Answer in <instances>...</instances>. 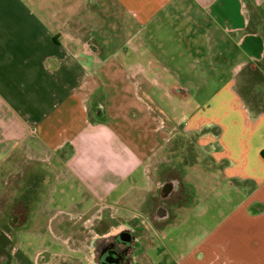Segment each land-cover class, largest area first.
<instances>
[{
    "label": "crops",
    "instance_id": "0c3cea01",
    "mask_svg": "<svg viewBox=\"0 0 264 264\" xmlns=\"http://www.w3.org/2000/svg\"><path fill=\"white\" fill-rule=\"evenodd\" d=\"M73 1L0 0V181L6 167H22L16 158L24 153L34 163L31 167L45 161L52 169L49 193L32 202L40 213L57 183L66 179L76 187L66 205H61L64 195H60L54 214L42 226L30 229L49 233L51 242L24 250L10 226L9 237L6 234L10 247L7 256L0 255V264H96L92 245L63 232L69 227L68 216L95 210L103 219L106 209L116 216L117 224L138 228L129 264H264V111L248 107L236 92L239 73L263 65L264 0H118L126 19L130 18L126 26L130 43L148 58L146 64L134 63L124 71L119 54L107 53L94 21L71 11ZM81 4H99L110 16L108 0H82ZM164 17L172 19L168 21L174 28L187 29L194 35L195 47L215 60L205 64L193 60V79L170 75L172 65L148 57L154 53L138 40L141 29L149 23L158 28ZM233 55L230 92L232 100L241 104L242 121L236 122L239 132H244L241 142L234 125L205 128V117L201 119L199 113H207L211 105L190 111L186 121L174 112L175 104L185 107L193 98L191 86L207 84V72L229 64ZM94 96L102 106L111 103L107 111L118 109L124 114H111L105 107L101 114L95 112L87 105ZM216 110L227 112L219 105L212 111ZM144 120H161L162 126L148 128ZM165 135L196 138L205 152L204 167H218L221 175L216 182L242 196L227 219L171 262L154 260L150 253L155 248L154 234L170 223L160 224L159 230L149 217L144 224L135 222L143 208L150 209L160 186L150 165ZM178 144L172 151H180ZM117 224L106 230L117 232Z\"/></svg>",
    "mask_w": 264,
    "mask_h": 264
},
{
    "label": "rangeland",
    "instance_id": "374dc122",
    "mask_svg": "<svg viewBox=\"0 0 264 264\" xmlns=\"http://www.w3.org/2000/svg\"><path fill=\"white\" fill-rule=\"evenodd\" d=\"M108 1L111 5L110 16H107V12L99 4H89V6L84 7L81 4L82 0H74L69 6L75 15H82L86 19L94 21L101 40L106 44L107 53L116 51L119 57L122 58L120 60L122 63L121 71L126 70L134 63L146 64L148 58H143L135 52L134 45L128 39L126 26L130 18L126 19L125 8L118 0ZM69 6L67 7L68 10ZM168 20L172 19L164 17L159 21L160 26L155 29L151 23L147 24L144 30L141 29L142 32L138 40H144L146 47L154 53L149 54L148 50H145L149 54L148 57L152 58L154 55V57L172 65L174 70L170 75L176 74L184 79H193L191 77L193 71L190 70V64L193 63V60L196 58L202 59L203 64L215 60L214 58L212 60V57L207 55L204 49L199 48L198 50L195 47L194 35L187 34V29H176L173 23ZM174 30L179 33H174ZM170 32L174 34L168 36ZM136 43H138L137 39L134 40V44ZM218 58L221 61L223 60L222 56ZM234 60L235 56L233 55L227 65L217 61L221 66H213L214 69L209 66V69L211 67L213 70L207 72L209 73L207 84L200 85L199 83L197 87L196 84L191 86L193 98L185 107L175 104L174 112L180 119L183 118L186 121L190 111H202L205 106L211 105V110L207 113H199L201 119L205 117L203 119L205 128H222L218 123L223 125L225 123L231 125V127L235 126L236 139L241 142L244 139V132L241 131L240 133V125L236 124L237 121H242L241 111L238 108L241 104L239 100H232L230 92L233 79L231 66ZM196 81L200 82L201 79L198 78ZM236 92L242 95L248 107L257 112L264 111V63L260 69L252 70L247 67L239 73L236 77ZM217 93L219 94L217 95ZM95 98L96 96L88 99L87 105L92 106ZM221 98L224 100L218 103ZM104 105L106 112L124 114V111L118 109L107 111L108 106L111 105L109 101ZM217 105L224 107L227 112L220 114L217 110L212 111L216 109ZM144 121L148 128H151L152 124L162 126L161 120L155 122L152 120ZM162 142V149L151 158V169L156 170L157 178L161 181L167 175L180 177L181 182H184L183 193L186 192V196L177 199V203L175 201L170 204L172 216L164 222L170 224H167L159 235L154 234L152 239L155 242V248L151 249L150 253L154 260L162 258L165 262H171L172 257L188 251L192 244L207 236L210 230L227 219L232 209L241 201L242 196L237 192V189L225 187L223 182H216L219 175H221L218 167H213L214 170L204 167L205 152L197 143L196 138L186 135L180 138H170L169 135H165ZM176 143L180 144V151L178 149L172 151ZM213 145H216L214 140ZM213 156L217 157V154H213ZM16 161L20 162L22 167H14L13 165L6 167L2 174V181H0V255L6 254V256L10 247L7 238L8 234L11 233L10 226H14L15 241L18 239L24 250L33 251L39 243L51 242L52 238L49 233L48 235L36 234L30 232V229L36 224L41 226L45 224L47 219L54 214L55 205L61 203L60 195H64L61 205H66L68 196L75 194L74 188H76L73 181H66V179L62 183H57L50 190L53 193L52 199L44 204L46 208L44 213H40V209L38 211L32 202H40L49 193L50 184L48 182L52 176V169L48 168V162L45 163V161H40L41 164H38L37 168L31 167L30 163L33 162L29 161L24 153L18 155ZM19 169H21L20 172ZM207 175L209 177L206 178ZM154 192V198L157 200L160 197V186ZM32 197L34 200H32ZM154 198L151 199L152 202L150 201V209L143 208L141 210L143 215H137L135 222L138 221L144 224L146 217H149V221H155L153 218ZM100 216L101 214L95 212V210H91L85 215L68 216L66 221L69 227L63 232L64 236L80 238L86 242L88 247L91 246L95 236L106 232V228L111 229L110 227H115L117 224L116 216L113 217L109 209L104 211L103 219H100ZM35 221L36 223H34ZM121 223L118 221L117 227L122 225ZM155 228L160 230L162 226L156 225Z\"/></svg>",
    "mask_w": 264,
    "mask_h": 264
},
{
    "label": "flooded vegetation",
    "instance_id": "af4514ba",
    "mask_svg": "<svg viewBox=\"0 0 264 264\" xmlns=\"http://www.w3.org/2000/svg\"><path fill=\"white\" fill-rule=\"evenodd\" d=\"M102 105V102L98 100H95L92 104L94 111L100 114L101 107H104ZM183 183L177 175H167L162 181L160 180V197L157 200L154 198L155 202L153 203V218L156 225L159 226L172 216V212L170 211L171 203L175 201L177 203V199L186 196V192L183 193ZM164 184L166 185L164 186ZM161 209L166 213V217L159 215ZM123 229H126L130 233L128 238L122 235L121 231ZM138 233L136 225L127 223L120 225V229L115 233L106 231L95 236L92 242L95 263L129 264L130 255L138 240Z\"/></svg>",
    "mask_w": 264,
    "mask_h": 264
},
{
    "label": "water",
    "instance_id": "95a60500",
    "mask_svg": "<svg viewBox=\"0 0 264 264\" xmlns=\"http://www.w3.org/2000/svg\"><path fill=\"white\" fill-rule=\"evenodd\" d=\"M166 184H164V186H165ZM159 215L161 216V217H166V213L163 211V209H161L160 211H159ZM121 233H122V235H124L125 237H129V232L126 230V229H123L122 231H121ZM125 239V238H124Z\"/></svg>",
    "mask_w": 264,
    "mask_h": 264
},
{
    "label": "trees",
    "instance_id": "16d2710c",
    "mask_svg": "<svg viewBox=\"0 0 264 264\" xmlns=\"http://www.w3.org/2000/svg\"><path fill=\"white\" fill-rule=\"evenodd\" d=\"M263 62L262 63H264V58H263V60H262Z\"/></svg>",
    "mask_w": 264,
    "mask_h": 264
}]
</instances>
